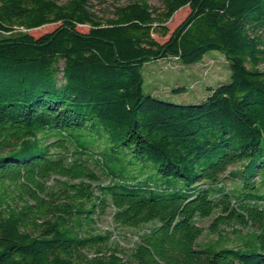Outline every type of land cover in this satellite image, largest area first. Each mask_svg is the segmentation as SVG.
Masks as SVG:
<instances>
[{"label": "trees", "instance_id": "16d2710c", "mask_svg": "<svg viewBox=\"0 0 264 264\" xmlns=\"http://www.w3.org/2000/svg\"><path fill=\"white\" fill-rule=\"evenodd\" d=\"M159 1L0 0V264H264V0ZM209 50L230 80L201 101L144 91Z\"/></svg>", "mask_w": 264, "mask_h": 264}, {"label": "rangeland", "instance_id": "374dc122", "mask_svg": "<svg viewBox=\"0 0 264 264\" xmlns=\"http://www.w3.org/2000/svg\"><path fill=\"white\" fill-rule=\"evenodd\" d=\"M119 3H125L128 0H116ZM151 3L160 5L159 0H149ZM189 7L185 5L178 9L172 17L167 21V25L172 30L188 13ZM58 23H48L40 27L32 28L29 31L34 36H39L45 32L53 30ZM81 31H87V25H77ZM163 40V38H160ZM144 76V91L150 92L156 97L178 103L199 102L209 93V87H214L219 83H226L230 80L229 62L217 50H209L203 58L193 64H182L174 57L164 59H151L147 61L142 68ZM182 86L184 90H173V88ZM53 179L50 180L52 182ZM229 184V181H227ZM55 191H59V184L56 182ZM233 186V183H230ZM211 217L201 221L203 225H208ZM98 225L101 229H109L112 231L111 240H116L128 247L136 238L134 233L138 228L113 227L110 221L109 213L102 216ZM224 231H231L225 226ZM225 234V233H224ZM227 235V234H225ZM216 234L205 231L199 238V242H206L216 239ZM227 244H236L235 235L230 232L228 234Z\"/></svg>", "mask_w": 264, "mask_h": 264}]
</instances>
